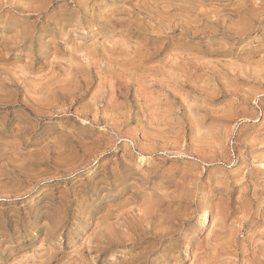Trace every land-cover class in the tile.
Segmentation results:
<instances>
[{
	"label": "rangeland",
	"instance_id": "374dc122",
	"mask_svg": "<svg viewBox=\"0 0 264 264\" xmlns=\"http://www.w3.org/2000/svg\"><path fill=\"white\" fill-rule=\"evenodd\" d=\"M0 264H264V0H0Z\"/></svg>",
	"mask_w": 264,
	"mask_h": 264
},
{
	"label": "bare ground",
	"instance_id": "6f19581e",
	"mask_svg": "<svg viewBox=\"0 0 264 264\" xmlns=\"http://www.w3.org/2000/svg\"><path fill=\"white\" fill-rule=\"evenodd\" d=\"M203 224V223H202Z\"/></svg>",
	"mask_w": 264,
	"mask_h": 264
}]
</instances>
